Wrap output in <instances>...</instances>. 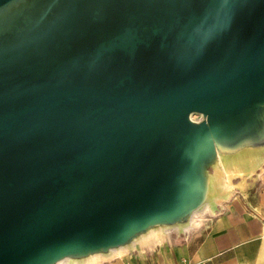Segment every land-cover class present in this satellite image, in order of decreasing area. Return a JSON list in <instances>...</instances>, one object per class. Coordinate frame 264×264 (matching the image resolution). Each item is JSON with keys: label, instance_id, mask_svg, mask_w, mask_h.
<instances>
[{"label": "water", "instance_id": "1", "mask_svg": "<svg viewBox=\"0 0 264 264\" xmlns=\"http://www.w3.org/2000/svg\"><path fill=\"white\" fill-rule=\"evenodd\" d=\"M19 13L22 29L0 36V264H51L173 221L213 145L258 123L264 0H33ZM165 163L176 204L135 218L174 201L153 202L150 166Z\"/></svg>", "mask_w": 264, "mask_h": 264}, {"label": "crops", "instance_id": "2", "mask_svg": "<svg viewBox=\"0 0 264 264\" xmlns=\"http://www.w3.org/2000/svg\"><path fill=\"white\" fill-rule=\"evenodd\" d=\"M260 115L251 133L221 145L224 152L216 154L207 182L214 187L224 173L219 157L233 186L206 193L210 209L195 226L188 219L187 228H176L174 234L161 230L150 236L148 231L137 246L100 264H264V112Z\"/></svg>", "mask_w": 264, "mask_h": 264}, {"label": "rangeland", "instance_id": "3", "mask_svg": "<svg viewBox=\"0 0 264 264\" xmlns=\"http://www.w3.org/2000/svg\"><path fill=\"white\" fill-rule=\"evenodd\" d=\"M32 1L33 0H10L9 2H7L6 4H4L3 6L0 7V36H4V35H6V33L12 34V33L19 31L20 29H22V27L19 26V22H18L20 19V13L18 14V10L20 11L23 8L27 7ZM2 41L4 42L5 40H2ZM1 44H2V42H0V47H1ZM260 111L264 112V103L261 105V109L259 110V112ZM193 112L194 113L191 116L194 117V119H193L194 121H198L203 117V114L201 112H197V111H193ZM260 118H261V115L259 117V120H260ZM247 137L249 138L248 140L253 139L252 135H249ZM221 145L222 144H216V145L214 144L212 147V151L208 155L207 159L200 163L201 164L200 165V183H199L198 191H197L198 194H197V197L195 198V200H193L192 203L188 204V206L185 208V211L183 212V214L174 217L173 221L170 222L168 219H165V220H160V221H156V222L152 223V227L155 230L157 229L156 231L159 230L160 226H167V229H165V230H169L168 233H173V231L175 233V230H176L175 224L177 222H179L180 224H185L187 222V220L189 219L191 209L193 207H201L203 205L204 201L207 199L206 193L210 192L214 188H216L217 183H218V177H217L216 181L214 182L215 186L214 187L210 186V184L207 182V173L209 171L210 172L214 171V167H215L214 162H215L216 154L224 152L223 146H221ZM216 170L219 172L218 169H216ZM203 215L204 214H200L197 217L198 222H199L200 218L203 217ZM148 231H149V227L145 226L142 229L136 231L134 234L129 236L126 240H124L121 243L127 242L132 236H136L138 241H140L142 239V237L144 235H146V233ZM124 252H126V251H123V253ZM65 255L69 256V264H72V262H75L77 259H80V258L83 259L84 258V254H79L78 252H74L72 254H65ZM64 256H62V257H64ZM113 257H119V255H114V256L109 257V258H113ZM108 260H110V259H108ZM100 261L95 263V264H100ZM116 263L118 264L119 261L116 260ZM122 264H124V263H122Z\"/></svg>", "mask_w": 264, "mask_h": 264}, {"label": "bare ground", "instance_id": "4", "mask_svg": "<svg viewBox=\"0 0 264 264\" xmlns=\"http://www.w3.org/2000/svg\"><path fill=\"white\" fill-rule=\"evenodd\" d=\"M194 112H191L190 119L193 120V117L191 116ZM218 162L221 165L222 169L224 170L223 174H220L218 177V183L217 188H223V187H230L233 186L232 181L230 179V171L225 167V165L222 163L220 158L218 157ZM242 168V167H241ZM237 173H240V170L236 171ZM210 209L207 202H204L201 207H193L191 209V213L189 216V222L191 225H195L198 220L197 217L200 214H203L205 210ZM196 216V217H195ZM149 227V235H155L158 236V231L167 229V226H160L159 230L156 231L152 227V223H148L147 225ZM176 228H180L181 230H185L187 228L186 224H180L177 222L175 224ZM139 244L138 239L136 236H132L127 242L125 243H118V244H111L99 248H91L86 249L84 251H79V254H84L83 259H77L75 262H72V264H95L99 262L102 259H107L109 257H112L114 255H119V257L123 254V251H127L129 247H134ZM102 262V261H101ZM51 264H69V256L65 255L64 257L56 258Z\"/></svg>", "mask_w": 264, "mask_h": 264}, {"label": "flooded vegetation", "instance_id": "5", "mask_svg": "<svg viewBox=\"0 0 264 264\" xmlns=\"http://www.w3.org/2000/svg\"><path fill=\"white\" fill-rule=\"evenodd\" d=\"M257 28H259V26H257ZM189 70H190L189 72L195 71L194 73H197L196 69H194V68H190ZM263 79H264V77H263ZM112 85H113V83H112ZM117 86L119 88L121 87L120 85H114L115 88ZM263 96H264V86L262 87V89H260L258 92H256V94L254 95V98L256 99V98L263 97ZM112 99H116V97H114ZM191 112H193V111H191ZM191 112L188 113V117L190 116ZM203 118H204V116L200 120H202ZM193 119H194V117H193ZM190 120H192V119H190ZM143 165L144 164L140 165V167H142V169H143ZM165 166H168V165L165 163V164H158V165L150 166L152 169L151 171H154V174H155V176L151 179V182H152L151 191L153 192L154 195H156L153 198L155 200L153 202L161 201V200H159L161 194H163V196L161 198L166 197V199H172L170 197H173L174 201H168L164 205H159L157 202L156 203L157 207H154L152 205H148L150 207V209L148 207L144 208L145 206H142L143 207V208L141 207L142 209L139 208L134 213L132 210V213H133L132 215H134L135 218L141 217L142 215H147L150 212L151 213L153 212L152 214L159 215L162 213V211L166 210V213H169V211H171L173 209L172 207H174V205L176 204L175 201L178 198L177 194L179 193V190H180V186L177 183L178 178L176 177V173H175L176 171H174V169H172V167H170V169L169 168L166 169ZM153 202H151V203H153ZM142 204H143V202H142ZM147 210H150V211H147Z\"/></svg>", "mask_w": 264, "mask_h": 264}, {"label": "built area", "instance_id": "6", "mask_svg": "<svg viewBox=\"0 0 264 264\" xmlns=\"http://www.w3.org/2000/svg\"><path fill=\"white\" fill-rule=\"evenodd\" d=\"M180 264H196V263L189 260H182Z\"/></svg>", "mask_w": 264, "mask_h": 264}]
</instances>
